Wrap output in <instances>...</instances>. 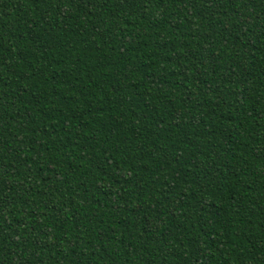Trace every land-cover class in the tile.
I'll use <instances>...</instances> for the list:
<instances>
[{"label":"trees","instance_id":"obj_1","mask_svg":"<svg viewBox=\"0 0 264 264\" xmlns=\"http://www.w3.org/2000/svg\"><path fill=\"white\" fill-rule=\"evenodd\" d=\"M0 264H264V0H0Z\"/></svg>","mask_w":264,"mask_h":264}]
</instances>
